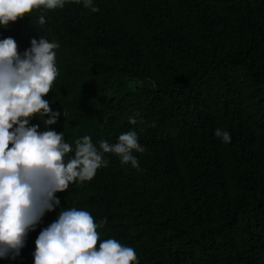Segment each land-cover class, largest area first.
Masks as SVG:
<instances>
[{"label":"trees","instance_id":"obj_1","mask_svg":"<svg viewBox=\"0 0 264 264\" xmlns=\"http://www.w3.org/2000/svg\"><path fill=\"white\" fill-rule=\"evenodd\" d=\"M95 4L34 11L0 39L20 53L34 38L57 41L52 129L73 148L135 129L139 168L105 154L107 167L57 193L60 207L0 264H34L37 236L68 207L106 220L101 239L134 248L139 264H264V0Z\"/></svg>","mask_w":264,"mask_h":264},{"label":"clouds","instance_id":"obj_2","mask_svg":"<svg viewBox=\"0 0 264 264\" xmlns=\"http://www.w3.org/2000/svg\"><path fill=\"white\" fill-rule=\"evenodd\" d=\"M69 3L92 13L100 10L95 0H0V28L31 18L34 11L63 9ZM44 23L41 15L38 26ZM30 43L20 53L13 38L0 39V259L19 257L29 234L47 213L60 207L56 194L72 184L91 182L100 168L107 167L105 154L139 168L134 153L144 152L135 129L121 133L116 143L101 139L94 144L83 135L74 148L65 141L64 132L53 130L61 113L52 110L46 97L59 76L60 45L45 36ZM137 115L128 117L129 124L137 125ZM34 118L44 130L31 123ZM214 135L231 142L224 128H216ZM105 223L96 222L87 210L61 208L36 238L34 264H139L134 248L114 238L101 239L98 229Z\"/></svg>","mask_w":264,"mask_h":264}]
</instances>
